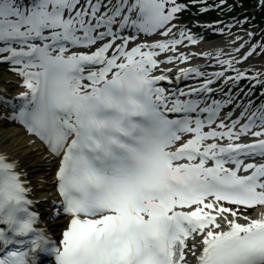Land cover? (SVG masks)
Returning a JSON list of instances; mask_svg holds the SVG:
<instances>
[{"label":"snow or ice","instance_id":"obj_1","mask_svg":"<svg viewBox=\"0 0 264 264\" xmlns=\"http://www.w3.org/2000/svg\"><path fill=\"white\" fill-rule=\"evenodd\" d=\"M238 6L0 0V264H264V28L209 15Z\"/></svg>","mask_w":264,"mask_h":264},{"label":"rangeland","instance_id":"obj_2","mask_svg":"<svg viewBox=\"0 0 264 264\" xmlns=\"http://www.w3.org/2000/svg\"><path fill=\"white\" fill-rule=\"evenodd\" d=\"M239 2L241 3V0H239ZM244 2H245V4H249L250 5V7H248L249 10H252V8H253V10L256 9V8H254V5H255V1L254 0L244 1ZM228 13H230V12H228ZM245 13H247L246 15H249V14H253L255 12L248 13L247 11H245L244 14ZM209 15L214 16V17H218V18H221V19L225 18V17H223L224 15L221 16L219 13H216V12L209 13ZM233 15H234V12L230 13L229 17L233 16ZM252 22H257L258 24H256V25H258L260 28H264V11L258 10L257 13H255V17L252 18ZM262 60H264V57H254L253 60L250 61V63H256L257 66H260V63H261ZM0 77H1V73H0ZM5 126L8 127L7 125H5Z\"/></svg>","mask_w":264,"mask_h":264},{"label":"bare ground","instance_id":"obj_3","mask_svg":"<svg viewBox=\"0 0 264 264\" xmlns=\"http://www.w3.org/2000/svg\"><path fill=\"white\" fill-rule=\"evenodd\" d=\"M214 39H218V37H213ZM214 39H210L209 40V38L207 37V40H209V41H211V40H214ZM3 77V72H2V76H1V78ZM11 126H9V127H4L5 129H7V128H10ZM37 171V174H39V169H37L36 170ZM257 211H259V210H257ZM57 224H53L52 225V227L54 228L55 226H56Z\"/></svg>","mask_w":264,"mask_h":264}]
</instances>
